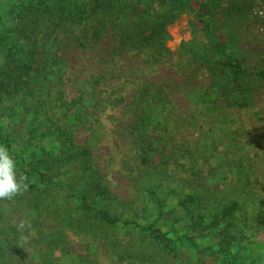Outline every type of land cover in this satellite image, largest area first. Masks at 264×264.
<instances>
[{
    "label": "trees",
    "instance_id": "1",
    "mask_svg": "<svg viewBox=\"0 0 264 264\" xmlns=\"http://www.w3.org/2000/svg\"><path fill=\"white\" fill-rule=\"evenodd\" d=\"M171 1L174 0L167 2ZM25 2L21 1L13 10L10 2L0 0V23L8 16L5 23L0 24V54L3 55H0L3 59L0 64V145L7 148L13 159L17 179L21 175L26 177L25 186L18 193L11 198H0V264H31L34 259L38 260L37 264H68L69 260L73 263L76 258H84L78 254L67 257L71 243L68 231L77 237L82 235L78 243L88 237L85 249L89 244L101 243L102 247L114 252L119 261L128 256L125 264H206L201 259H188L186 253H176L185 244V251L197 249L213 255V247L205 245L210 240H214L217 255L223 257L214 259L213 264H234L233 259H225V255H232L233 247L247 244L256 235H262L264 242L262 197L236 192L239 186L229 187L222 194L198 189L200 183L196 174L201 171H196L193 162L188 164V180L176 177L172 169L167 168L169 161L176 158L167 155L166 160L162 159L163 149L159 161L152 162L149 153H154L159 145H150L141 139L139 133L142 131L138 133L134 127L139 124L137 121L131 130L132 142L137 143L139 153L129 158L131 165L139 161L131 167L136 192L128 199L110 191L93 163L91 148L77 145L71 139V124H83L98 113L95 109H81L82 92L66 98L63 91L56 90L53 78L57 73L51 68L55 66L52 59H55L57 44L67 39L84 46L88 39L98 37L101 29L110 24L119 33L117 47L121 50L146 52L148 58L154 56V60H160L172 52L165 45V27L172 18L144 22L143 16L153 19L164 1L152 3L140 11L134 6L129 8L128 0ZM181 4L178 9L184 11L188 5ZM132 15L135 21L130 22ZM79 27L86 30L82 31L83 35L77 30ZM218 42L221 57L213 61V71L209 69L206 73L225 79L222 87L228 81L233 84L248 76L251 72L233 61L224 50L223 41L218 39ZM198 47L199 43L191 40L180 44L179 51L196 59L205 58L202 53H193L200 52ZM200 49L204 51L206 45L201 44ZM50 51L53 54L47 57ZM222 58L227 60V66ZM201 61L205 64L210 60ZM153 88V85L144 87L133 108L143 102ZM154 94L160 97V89ZM159 97L156 104L168 106L169 102ZM151 110L152 107L147 108L145 114H138L136 118L140 123H153L152 126L158 125L157 128L163 130L162 123L155 120L156 115ZM164 128L167 132V127ZM158 136L164 137L162 133ZM47 139L55 143V155L50 156ZM168 212L178 216L176 220L186 215L188 223L183 226L189 230L177 235L169 228L162 229L159 220ZM143 213L150 215L146 222L140 219ZM198 236L203 239L195 243ZM169 252L173 256H169ZM85 263L96 264L89 259Z\"/></svg>",
    "mask_w": 264,
    "mask_h": 264
},
{
    "label": "rangeland",
    "instance_id": "2",
    "mask_svg": "<svg viewBox=\"0 0 264 264\" xmlns=\"http://www.w3.org/2000/svg\"><path fill=\"white\" fill-rule=\"evenodd\" d=\"M21 1L1 0L3 3L10 2L13 10ZM38 1L32 0L34 4ZM158 1L128 0V6L140 11ZM162 1L165 4L159 5L162 9L158 7L153 19L143 16L144 22L172 18V22L165 27V45L172 52L160 60H154V56L148 58L146 52L121 50L117 47L119 33L110 24L101 29L98 37L88 39L84 46L67 39L57 44L55 59H52L55 66L51 68L57 73L53 78L56 90L63 91L66 98H73L82 92L81 109H95L98 113L88 117L83 124H71V139L77 145L91 148L93 163L104 176L110 191L126 199L136 192L131 180V167L139 161L131 165L130 159L139 153L137 143L132 142L134 134L131 130L134 121H137L139 124L134 127L138 133L142 131L139 133L141 139L150 145H159L154 153H149L152 162L159 161L163 149L162 159L166 160L167 155L176 158L167 165L176 177L188 180L190 172L187 169L191 162L196 171H201L196 174L200 183L198 189L222 194L229 187L239 186L236 192L262 197L264 202V0ZM182 2L189 6L182 8L184 11L178 9ZM134 16H131L130 22L135 21ZM7 18L0 24L3 25ZM77 30L81 35L82 31H86L83 27ZM218 39L224 42V50L233 61L251 72L237 83L228 81L223 87L221 83L225 79L217 74H212L211 78L206 73L209 69L213 71V61L221 57ZM191 40L199 43L197 51L200 52L193 53H202L205 58L196 59L179 51L180 44ZM200 43L206 45L204 51H201ZM202 59L210 61L201 64ZM2 60L0 58L1 65ZM222 61L227 66V60L222 58ZM218 70L219 66L214 71L217 73ZM38 80L47 83L41 78ZM147 85L154 88L142 99L143 102L133 108L138 94ZM159 89L160 97L154 94ZM158 97L166 99L168 106L166 103L156 104ZM151 107L155 120L162 123L163 130L157 128L158 125L152 126L153 123H140V119L136 118ZM164 127H167V132ZM160 133L164 137H159ZM47 141L50 156L55 155V143L50 139ZM140 216L143 222L150 217L148 213ZM176 217L172 212L165 213L159 220L161 228H169L177 235L189 230L185 228L188 217L184 215L177 220ZM67 234L71 241L67 257L71 254L85 256L76 258L73 263L69 260L68 264H86L88 259L96 264H125L128 259L124 256L125 260L119 261L114 252L102 247L101 243L89 244L85 249L88 237L78 243L82 235L77 237L72 231ZM262 237L252 236L247 244L233 247L232 255H225V259H233L234 264H264ZM202 239L201 236L196 237L195 243ZM127 240L129 243V238ZM213 244L214 240L205 243L213 247V255L197 249L185 251V244L176 255L186 253L188 259H201L206 264H213L214 259H223L217 255ZM56 254H59L58 250ZM169 256L173 253L169 252ZM37 263V259L31 262Z\"/></svg>",
    "mask_w": 264,
    "mask_h": 264
},
{
    "label": "clouds",
    "instance_id": "3",
    "mask_svg": "<svg viewBox=\"0 0 264 264\" xmlns=\"http://www.w3.org/2000/svg\"><path fill=\"white\" fill-rule=\"evenodd\" d=\"M23 175L17 179L15 164L9 156L7 148L0 145V198H11L25 185Z\"/></svg>",
    "mask_w": 264,
    "mask_h": 264
}]
</instances>
